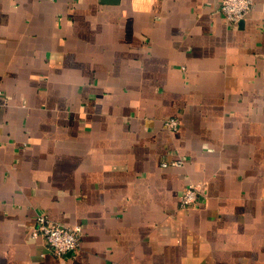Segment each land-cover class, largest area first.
I'll return each instance as SVG.
<instances>
[{"label": "crops", "instance_id": "1", "mask_svg": "<svg viewBox=\"0 0 264 264\" xmlns=\"http://www.w3.org/2000/svg\"><path fill=\"white\" fill-rule=\"evenodd\" d=\"M220 2L0 0V264H264V0Z\"/></svg>", "mask_w": 264, "mask_h": 264}, {"label": "built area", "instance_id": "2", "mask_svg": "<svg viewBox=\"0 0 264 264\" xmlns=\"http://www.w3.org/2000/svg\"><path fill=\"white\" fill-rule=\"evenodd\" d=\"M253 5V0H221L219 11L222 13L226 21L235 23L242 19ZM2 94L0 91V99ZM166 125L176 128L178 124L177 118H168ZM199 195V188L192 183L187 184L180 194L181 206H187L194 203ZM80 224L62 225L50 220L46 215L38 213L35 216L34 225L32 227V235L42 236L47 243L49 249L55 255H63L68 251H74L80 239Z\"/></svg>", "mask_w": 264, "mask_h": 264}]
</instances>
